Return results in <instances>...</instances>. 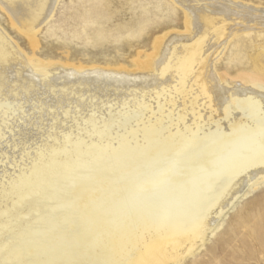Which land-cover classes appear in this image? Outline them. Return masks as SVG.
I'll list each match as a JSON object with an SVG mask.
<instances>
[{
  "label": "bare ground",
  "instance_id": "obj_1",
  "mask_svg": "<svg viewBox=\"0 0 264 264\" xmlns=\"http://www.w3.org/2000/svg\"><path fill=\"white\" fill-rule=\"evenodd\" d=\"M165 1L183 30L149 52L47 70L36 33L59 0H0L31 52L0 24V264H182L241 230L264 255L263 201L223 229L264 184V7Z\"/></svg>",
  "mask_w": 264,
  "mask_h": 264
},
{
  "label": "rangeland",
  "instance_id": "obj_2",
  "mask_svg": "<svg viewBox=\"0 0 264 264\" xmlns=\"http://www.w3.org/2000/svg\"><path fill=\"white\" fill-rule=\"evenodd\" d=\"M240 1L245 4L251 2L255 7H264V0ZM181 18V11L175 10L165 0H59L53 18L36 33L40 48L35 52V56L43 62L49 61L46 63L47 70L56 68L54 64L104 67L106 63L113 62L111 57L116 55L117 51L123 50L122 54L128 51L126 39L133 42L132 56L138 52L150 51L149 47L144 48L149 41L151 46L155 38L172 30H183L178 29ZM0 24L7 28L9 37L20 49L31 54L25 43V36L8 29L1 15ZM231 52L232 48L229 47L223 63ZM118 60V64L124 63L121 59ZM126 65L133 67L134 60H129ZM259 200L264 204V184L240 199L234 208L226 213L223 229L227 231L234 226L233 221L240 207H250ZM243 232L244 230H241L235 238L220 234L208 239L198 253L184 260L182 264H207L209 251L215 252L221 258L224 253L221 243L230 239L231 247L224 251L233 253L234 259L228 264H264V255L254 243L248 242L245 249L238 247L239 242L243 240Z\"/></svg>",
  "mask_w": 264,
  "mask_h": 264
}]
</instances>
